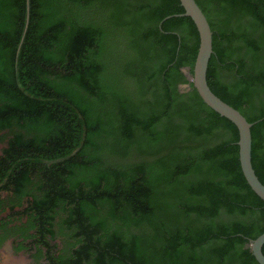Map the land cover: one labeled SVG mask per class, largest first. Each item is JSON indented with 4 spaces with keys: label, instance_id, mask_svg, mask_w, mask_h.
Returning a JSON list of instances; mask_svg holds the SVG:
<instances>
[{
    "label": "trees",
    "instance_id": "obj_1",
    "mask_svg": "<svg viewBox=\"0 0 264 264\" xmlns=\"http://www.w3.org/2000/svg\"><path fill=\"white\" fill-rule=\"evenodd\" d=\"M195 1L212 30L208 86L254 123L264 184V0ZM183 12L0 0V247L14 238L44 264H259L246 244L264 201L237 127L182 71L199 47Z\"/></svg>",
    "mask_w": 264,
    "mask_h": 264
},
{
    "label": "water",
    "instance_id": "obj_2",
    "mask_svg": "<svg viewBox=\"0 0 264 264\" xmlns=\"http://www.w3.org/2000/svg\"><path fill=\"white\" fill-rule=\"evenodd\" d=\"M179 1L181 6L184 8V12L179 15L190 17L199 33V47L193 66V72L190 73L189 68H184L182 71L187 79L193 82V86L197 90L203 102L219 115L229 119L237 127L239 133L237 144L239 147V162L242 173L252 191H254L255 194L264 201V184H262L257 177L251 162V127L254 123L248 122L237 109L224 102L209 88L206 75L209 59L213 53L211 27L205 14L195 0ZM263 244L264 232L246 244V247L250 249L259 264H264V254L262 253Z\"/></svg>",
    "mask_w": 264,
    "mask_h": 264
},
{
    "label": "rangeland",
    "instance_id": "obj_3",
    "mask_svg": "<svg viewBox=\"0 0 264 264\" xmlns=\"http://www.w3.org/2000/svg\"><path fill=\"white\" fill-rule=\"evenodd\" d=\"M4 146V141L0 140V152ZM14 238L5 240L0 247V264H43L35 263L30 253L26 251L14 250Z\"/></svg>",
    "mask_w": 264,
    "mask_h": 264
},
{
    "label": "flooded vegetation",
    "instance_id": "obj_4",
    "mask_svg": "<svg viewBox=\"0 0 264 264\" xmlns=\"http://www.w3.org/2000/svg\"><path fill=\"white\" fill-rule=\"evenodd\" d=\"M185 75V74H184ZM187 78V77H186ZM188 80V79H187ZM178 88H179V91L180 92H183V91H185V90H188L189 89V86H188V84H182V85H179L178 86ZM38 263H45V260L44 259H41Z\"/></svg>",
    "mask_w": 264,
    "mask_h": 264
}]
</instances>
